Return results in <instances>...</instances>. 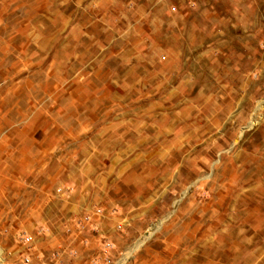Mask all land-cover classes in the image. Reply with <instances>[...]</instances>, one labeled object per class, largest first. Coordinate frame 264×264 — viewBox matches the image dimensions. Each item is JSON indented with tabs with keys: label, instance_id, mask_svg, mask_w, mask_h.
<instances>
[{
	"label": "rangeland",
	"instance_id": "obj_1",
	"mask_svg": "<svg viewBox=\"0 0 264 264\" xmlns=\"http://www.w3.org/2000/svg\"><path fill=\"white\" fill-rule=\"evenodd\" d=\"M235 1L0 0V264H264V64L226 51L264 38L215 36Z\"/></svg>",
	"mask_w": 264,
	"mask_h": 264
},
{
	"label": "bare ground",
	"instance_id": "obj_2",
	"mask_svg": "<svg viewBox=\"0 0 264 264\" xmlns=\"http://www.w3.org/2000/svg\"><path fill=\"white\" fill-rule=\"evenodd\" d=\"M261 4V3H260ZM259 4V5H260ZM233 5V4H232ZM260 7V6H259ZM258 7V8H259ZM230 9V8H229ZM212 10H213V13L216 12V15L213 14V17L214 20L217 21V25H219V27H221L222 31H218L215 36H218L219 38L221 37H232V41L229 42L230 44L232 42H236L235 39H238L239 41V44H240V40L242 38L245 39V37H249V34H251V37L253 38H256V39H259L261 37L264 38V32L263 30H261L259 27L261 26V22L264 23V11L262 12V18L259 16V9H255V2L254 0H236L235 1V4H234V9L232 12H230L227 8H223V7H219L217 6L216 4H213L212 6ZM232 10V9H231ZM219 12V13H218ZM261 12V11H260ZM218 14V15H217ZM251 19L253 20L254 19V22L251 21ZM215 22V21H214ZM232 22V24H231ZM233 22H235V24H233ZM213 25V24H212ZM215 25V24H214ZM237 25H240L239 27H236ZM223 26V27H222ZM250 32L249 34L247 35H244V32ZM212 32H214V30H212ZM243 39V40H244ZM214 40V39H213ZM212 40V42H213ZM226 40V39H225ZM247 40V39H246ZM224 42V41H223ZM245 44L247 45H250L252 42L251 40H248L247 42L244 41ZM220 44V43H219ZM221 45V44H220ZM224 45V44H223ZM228 45V44H227ZM224 48V47H223ZM222 48V49H223ZM250 48V47H249ZM230 51L231 49L235 50V52L237 51H242L244 53V59L250 55L252 56L253 55V61L257 63V68L259 67L260 63L261 64H264L263 62V59L260 58L261 55H259V53L255 52L253 49L250 48V50H247L248 47L245 45V46H237V44H234V46H230L228 45L227 48H226V51ZM241 57L242 55L241 54H236V57ZM256 57V58H255ZM260 59H259V58ZM257 59H259V61L257 62ZM237 60V59H236ZM251 62V61H250ZM252 63V62H251ZM242 66L244 67V65H241L239 66V69L242 68ZM247 67V66H246ZM246 69V68H245ZM244 70V69H243ZM259 107H262V103L260 102L259 103ZM258 114V113H257ZM256 114V118H257V115ZM252 116V115H251ZM254 116V115H253ZM257 121V120H256ZM253 122H254V119H253ZM167 167L168 166H171V163H168L166 164ZM164 167V164L162 166V168ZM178 171V170H177ZM154 173V172H153ZM153 173H150L148 172L146 174V176L144 177H141V178H133V180L135 179V183H136V186L133 187V191L135 190H138L140 189V185H143L142 188L140 189L141 191L144 192V190H147L148 188V184H153L152 182L155 181V175ZM141 175V174H140ZM184 175L187 176V172H184ZM203 181V180H202ZM205 184V183H204ZM207 184V183H206ZM203 185V184H202ZM174 189L175 190H180V193L182 194L184 191V189L181 191V187L182 184L181 182H176L174 185ZM149 189V188H148ZM161 192V191H160ZM165 195V194H164ZM192 196H194V194H192L189 198L191 199ZM195 202V200H194ZM192 200H191V204L194 203ZM189 203V202H188ZM190 204V203H189ZM190 204V205H191ZM188 207V206H187ZM190 207V206H189ZM205 207V206H204ZM184 209V208H182ZM193 209V208H192ZM202 210H204L205 208H201ZM192 211V210H191ZM198 211V210H197ZM197 213V212H196ZM191 214V213H190ZM199 214V213H198ZM197 215V214H196ZM191 216V215H190ZM200 216V215H199ZM213 216V214H212ZM200 218V217H199ZM202 222V221H201ZM205 222V221H203ZM152 227V226H151ZM150 230V229H149ZM154 229H152L153 231ZM152 231H149L146 236H148ZM222 241H226L227 239L229 240V242L227 243L228 247L232 246L235 241L234 239H230L229 237L226 236V234H222ZM238 239V238H237ZM143 243V239H139L138 242H136L135 246H133L129 251H127V256L131 255V252L134 251L135 249H137V247H139L141 244ZM236 250V249H235ZM124 258L125 257V254H124Z\"/></svg>",
	"mask_w": 264,
	"mask_h": 264
},
{
	"label": "built area",
	"instance_id": "obj_3",
	"mask_svg": "<svg viewBox=\"0 0 264 264\" xmlns=\"http://www.w3.org/2000/svg\"><path fill=\"white\" fill-rule=\"evenodd\" d=\"M21 240L23 241V243L25 245H28V246L31 245L30 244L31 241L29 240V236L23 235ZM20 264H39V263L34 261L33 257H31L30 254L24 252V253H22Z\"/></svg>",
	"mask_w": 264,
	"mask_h": 264
}]
</instances>
